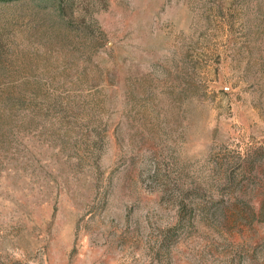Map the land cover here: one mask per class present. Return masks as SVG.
<instances>
[{
    "label": "rangeland",
    "instance_id": "rangeland-1",
    "mask_svg": "<svg viewBox=\"0 0 264 264\" xmlns=\"http://www.w3.org/2000/svg\"><path fill=\"white\" fill-rule=\"evenodd\" d=\"M0 264H264V0H0Z\"/></svg>",
    "mask_w": 264,
    "mask_h": 264
}]
</instances>
